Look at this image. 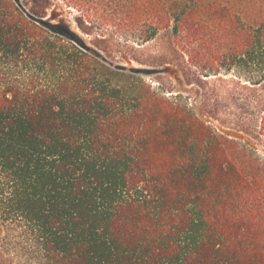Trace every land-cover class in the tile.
I'll use <instances>...</instances> for the list:
<instances>
[{
	"label": "trees",
	"instance_id": "trees-1",
	"mask_svg": "<svg viewBox=\"0 0 264 264\" xmlns=\"http://www.w3.org/2000/svg\"><path fill=\"white\" fill-rule=\"evenodd\" d=\"M0 264H264V0H0Z\"/></svg>",
	"mask_w": 264,
	"mask_h": 264
},
{
	"label": "rangeland",
	"instance_id": "rangeland-1",
	"mask_svg": "<svg viewBox=\"0 0 264 264\" xmlns=\"http://www.w3.org/2000/svg\"><path fill=\"white\" fill-rule=\"evenodd\" d=\"M145 48H148L145 50V53L147 55V58L149 57L148 55H154L157 53L158 47L154 43H148ZM148 60L150 61H145V62H139L136 60H132L130 65H134L137 67H141L144 69H148L149 71L146 73V77H148L150 80H153L158 84V78L165 84L169 85L170 81L173 82L174 88L173 90L175 92H183L189 97H191L192 101L195 103L196 99H198V93H196V88L197 86H192L188 85L185 83L183 78L181 77L180 79H176L174 76V71L172 69H167L165 68L166 65L163 63H160V61L154 60L152 58H149ZM168 65V64H167ZM258 119V117H257ZM255 123H258V121L255 119Z\"/></svg>",
	"mask_w": 264,
	"mask_h": 264
}]
</instances>
